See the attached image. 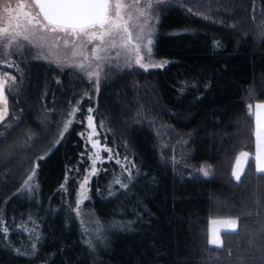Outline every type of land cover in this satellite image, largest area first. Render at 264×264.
I'll return each instance as SVG.
<instances>
[{"label":"trees","instance_id":"trees-1","mask_svg":"<svg viewBox=\"0 0 264 264\" xmlns=\"http://www.w3.org/2000/svg\"><path fill=\"white\" fill-rule=\"evenodd\" d=\"M150 11L163 67H140L131 47L101 48L94 68L85 52L42 51L38 35L9 54L0 45V71L15 77L0 123V264H264L248 112L264 101V0H162ZM91 114L119 162L101 165L79 205ZM241 152L250 158L237 181ZM228 218L237 230L212 246L211 220Z\"/></svg>","mask_w":264,"mask_h":264},{"label":"snow or ice","instance_id":"snow-or-ice-1","mask_svg":"<svg viewBox=\"0 0 264 264\" xmlns=\"http://www.w3.org/2000/svg\"><path fill=\"white\" fill-rule=\"evenodd\" d=\"M33 4L38 8V12L33 14L30 11H23L25 4L20 3L17 5V9L21 10V14L25 18L23 23L19 22V16L12 17V19L18 22L13 26L16 29H23V32H15L9 34L8 27L0 28V37H4L6 40L16 41L18 36H22L24 41L29 44L32 43L30 37L36 36L37 32L43 33L39 37V47L42 51L47 50L50 54H54L55 50L63 46L67 48L69 44L72 47V56L84 55V51L87 50V45H93L92 51L95 59H101L96 53L101 48H107L111 46L115 48L119 46L127 49L133 40V35L129 31L128 22L125 21L124 16L121 14L124 8H130L135 11L137 18L145 16L147 9H150L152 0H145L144 6L141 7L139 0H136L134 4L125 5L120 0H33ZM4 11L11 16V13L6 6ZM129 20L132 18V12L127 13ZM11 23V22H10ZM137 35L135 39L138 41L135 45H132V51L135 52L133 57L135 63L140 67L147 70L149 67H163V64L156 63L152 59V50L150 45L152 40L151 33H145V25H136ZM107 38V40H106ZM94 41L99 43L93 44ZM141 44L145 51V56L140 55ZM9 44H5L4 47H9ZM146 57V62L145 61ZM85 59L87 57L85 56ZM64 63H68L67 60ZM11 66V65H9ZM69 66L78 67L84 69L83 63H77L75 65L69 64ZM88 77H98V72H88ZM15 82L14 76H8L7 74L0 76V103L5 105L3 110H0V122H2L7 115V100L4 95L5 86L8 81ZM11 86L9 85V88ZM92 110L89 109V112ZM249 115L255 118L254 124V155L251 157L255 170L264 174V103H257L255 106L248 105ZM89 127L93 126V118L88 116ZM67 123H71L69 120ZM102 126V125H101ZM91 138V137H90ZM95 146V145H94ZM105 151H110L105 149ZM98 156V153H97ZM112 159L110 155L108 157ZM249 159L248 152H241L236 158V170L233 175L237 181L240 180L242 171L241 161L245 163ZM119 162V161H117ZM95 163V161L93 162ZM204 175H208L207 170L202 169ZM87 182V181H85ZM119 183V181H117ZM238 221L236 219H221L213 221L216 227L211 232L210 243L216 246H221L222 242L219 238L220 229L222 228L225 234L235 231ZM6 231V229H5Z\"/></svg>","mask_w":264,"mask_h":264},{"label":"rangeland","instance_id":"rangeland-1","mask_svg":"<svg viewBox=\"0 0 264 264\" xmlns=\"http://www.w3.org/2000/svg\"><path fill=\"white\" fill-rule=\"evenodd\" d=\"M158 1H162V0H152V5H154ZM120 2L125 4V5H129V4H134L136 2V0H120ZM144 2H145V0H139V4H140L141 7L144 6ZM20 3H24L25 6H26L23 11H30L33 14L38 12V8L35 7V5L33 4V0H0V28L8 27L10 35L14 34L15 32H23L22 28L21 29H16V28L13 27L18 21L15 20V19H12V17L19 16V22L23 23L25 18L21 14V10L17 9V5L20 4ZM6 6L8 7V9H9V11L11 13V16H9L8 13H6L4 11ZM151 8L147 9L146 18H145V16H140L139 18H137V15H136L135 11L130 9V8L126 7V8H124L122 10L121 14L124 16L125 21L128 22L129 31L133 35V40L131 42V45H129L128 47L132 48V45H135L138 42L135 39V37L137 35V29H136L135 26L136 25H145V26H147L148 24L151 23L150 22L151 21V19H150V17H151V11H150ZM128 12H132V18L130 20H129L128 15H127ZM144 32L148 33V32H150V30H146V28L144 27ZM42 34L43 33H40V32L36 33V35H38V36H41ZM20 41H24L22 36H18L16 41L6 40L4 37H0V45H2V47L4 48V51L7 54L10 53V49L13 46V44L16 46L17 43H20ZM6 43L10 45L7 48L4 47V45ZM96 43H99V42L98 41H94L93 42V44H96ZM118 46H119V43H118ZM150 47H151L152 54H153V41H152V44L150 45ZM92 48H93V45H91V44L87 45V50L84 51V52L87 53V57H88L89 63L91 62L92 66L94 68H96V67H98L99 59H95L94 58ZM68 49L69 50L72 49L71 44H69V46L67 48H64L63 46H61L58 49V51H64L65 52V51H68ZM100 50L96 53V55L99 56ZM140 55L141 56H145V51H144V48H143V44H141ZM152 59H153V57H152ZM153 61H155L158 64H160V63L164 64L163 60L153 59ZM143 62H146V57H145V61H143ZM10 63L11 62H7V63L1 62V65H4V66H6L8 68H10V67L12 68V65ZM9 65H11V66H9ZM5 74H7V73H5ZM5 74L0 71V76H3ZM7 75L11 76L9 73ZM4 93H5V91H4ZM4 107H5V105L3 103H0V110H3ZM7 112H8V106H7ZM89 116H91L93 118L92 123H93V126L95 128V132H93V128L92 127H89V121L87 119V128H88V130H87V133H86V143H87V150H88V153H89L90 167H89L87 175H86V177H85V179L82 182L81 187H80L79 199H78L79 205H81L86 200V198L88 197L89 183H90L92 177L100 170L101 165L103 163H105V162H110V161H113V160H115L116 162L119 161L116 158L114 152L110 148H108L102 142V140L99 138V132H98V129H97V126H96V122H95L94 116L92 114L89 115ZM6 117H7V115L5 116V118ZM105 149H108L110 151H105ZM97 153H98V156H97ZM110 155L112 156V159L108 158ZM249 158H250V155H249ZM248 160H247V162H248ZM94 161H95V163H93ZM247 162L245 163L243 160L241 161V167H242L241 175L244 172V169H245V167L247 165ZM124 167H127V166L124 165ZM236 167H237V165H235V169L234 170H236ZM202 169L207 170L208 175H206V176H209V174L211 173L210 168H208L206 166L202 167L201 168V172L204 174ZM241 175H240V177H241ZM85 181H87V182H85ZM84 220H85L86 224H90L91 223L90 219L87 216L84 217ZM218 220H221V219H213L210 222V227H209L210 239H211V232L216 227V225L213 224V221H218ZM93 228H94V226H93ZM237 228H238V223H237V227H236L235 231L237 230ZM223 232L224 231L221 228L220 229V236H219L221 242H222L221 234ZM90 233H91V231H90ZM99 233H100V231H99ZM211 245L214 246V247H221L222 246V245L221 246H216V245H213V244H211Z\"/></svg>","mask_w":264,"mask_h":264},{"label":"crops","instance_id":"crops-1","mask_svg":"<svg viewBox=\"0 0 264 264\" xmlns=\"http://www.w3.org/2000/svg\"><path fill=\"white\" fill-rule=\"evenodd\" d=\"M4 95H5V93H4ZM261 103H264V101L263 102H261ZM245 170V169H244ZM259 173V172H258Z\"/></svg>","mask_w":264,"mask_h":264}]
</instances>
